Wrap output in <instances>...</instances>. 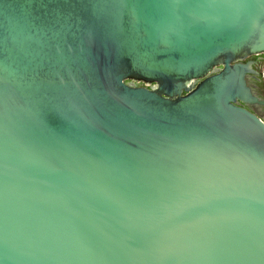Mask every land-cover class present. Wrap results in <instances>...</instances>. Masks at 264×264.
<instances>
[{"label":"water","instance_id":"water-1","mask_svg":"<svg viewBox=\"0 0 264 264\" xmlns=\"http://www.w3.org/2000/svg\"><path fill=\"white\" fill-rule=\"evenodd\" d=\"M124 2L0 0L9 104L0 256L4 264H246L226 257L264 240V185L251 171L173 153L130 177L120 161L152 142L264 147L256 130L264 62L248 59L264 52V0ZM194 62L207 79L188 70ZM206 90L220 100L219 111L202 109L211 119L182 110ZM185 159L193 167L180 179ZM193 189L207 203L177 214V193ZM111 190L128 206L109 199ZM204 214L218 219L187 225Z\"/></svg>","mask_w":264,"mask_h":264},{"label":"snow or ice","instance_id":"snow-or-ice-1","mask_svg":"<svg viewBox=\"0 0 264 264\" xmlns=\"http://www.w3.org/2000/svg\"><path fill=\"white\" fill-rule=\"evenodd\" d=\"M90 2L107 6L113 3L114 0H90ZM115 2L122 8H127V4L124 2V0H115ZM126 14L134 15V12ZM137 63L139 64L140 61L138 60ZM188 70H191L193 75L200 74L202 79H207V77L203 76L199 65L195 62L188 66ZM217 75L226 79L232 74L228 70V65L222 64ZM187 83L190 85L192 81L189 80ZM184 86V83L181 82L180 84H177L176 90L179 92ZM153 87L159 88L160 85L157 84ZM185 95L187 96V93H185ZM209 103H214L216 105V110L219 111V98L217 97L215 100H213L212 96L210 95V91L206 90L199 97L194 96L189 104L183 106L182 110L185 112L201 111V115L204 116L205 119H211V114L202 111V109ZM8 108L9 104L7 96V84L6 81L0 77V133H5L7 131L5 120L7 117ZM256 130L260 135L264 136V120L260 121ZM173 153H178L179 155L188 154L189 156L194 154L195 156L206 159L207 161L226 166H242L253 173L257 183L264 185V147H231L227 150H221L210 143L195 141L171 144L169 147L163 148L160 143L152 142L146 144L141 152L135 155L123 157L120 161V166L124 174L131 177L140 170V165L143 163L162 158L166 159ZM88 158L94 159L90 156ZM183 164V167L176 168V175L180 179H184L187 175H190L191 169L193 167V162L191 159H185ZM108 198L115 200L121 207L128 206V201L118 191L111 190ZM207 201L208 198L198 189L181 190L177 193L176 199L173 201V205L177 209V214H179L188 208L204 205L207 203ZM215 219L218 218L210 217L204 214L188 221L187 225L192 227L202 226L203 224L212 222ZM184 226L185 225L183 224L180 225V227ZM126 239L131 240L135 239V237L127 236ZM161 252L162 254L159 258H167L168 251L161 250ZM7 258L8 257L6 254L0 256V264H4V261ZM201 258L211 260L216 259L217 257L213 256L212 254H206ZM226 258L242 260L245 261L246 264H264V240L254 241L246 246L240 254L232 255Z\"/></svg>","mask_w":264,"mask_h":264},{"label":"flooded vegetation","instance_id":"flooded-vegetation-1","mask_svg":"<svg viewBox=\"0 0 264 264\" xmlns=\"http://www.w3.org/2000/svg\"><path fill=\"white\" fill-rule=\"evenodd\" d=\"M248 59H251L253 60L255 63H254V66L255 67H258V62L261 61L264 62V52L262 53H257V54H252L248 57Z\"/></svg>","mask_w":264,"mask_h":264}]
</instances>
